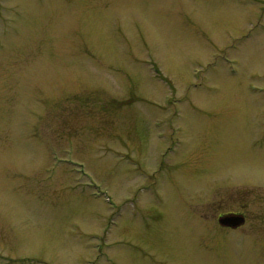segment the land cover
Segmentation results:
<instances>
[{"label": "rangeland", "instance_id": "1", "mask_svg": "<svg viewBox=\"0 0 264 264\" xmlns=\"http://www.w3.org/2000/svg\"><path fill=\"white\" fill-rule=\"evenodd\" d=\"M0 264H264V0H0Z\"/></svg>", "mask_w": 264, "mask_h": 264}, {"label": "water", "instance_id": "2", "mask_svg": "<svg viewBox=\"0 0 264 264\" xmlns=\"http://www.w3.org/2000/svg\"><path fill=\"white\" fill-rule=\"evenodd\" d=\"M245 217L241 214L223 215L218 219L219 225L224 228L237 229L245 224Z\"/></svg>", "mask_w": 264, "mask_h": 264}, {"label": "flooded vegetation", "instance_id": "3", "mask_svg": "<svg viewBox=\"0 0 264 264\" xmlns=\"http://www.w3.org/2000/svg\"><path fill=\"white\" fill-rule=\"evenodd\" d=\"M229 214H237V213H229ZM229 214H226V215H229ZM238 214H240V213H238ZM241 215H243L245 217V220H246V216L242 213H241Z\"/></svg>", "mask_w": 264, "mask_h": 264}]
</instances>
